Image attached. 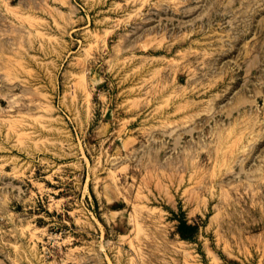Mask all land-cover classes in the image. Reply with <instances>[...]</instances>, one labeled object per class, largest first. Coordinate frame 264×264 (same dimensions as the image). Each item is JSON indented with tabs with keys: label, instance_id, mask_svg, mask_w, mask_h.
<instances>
[{
	"label": "rangeland",
	"instance_id": "374dc122",
	"mask_svg": "<svg viewBox=\"0 0 264 264\" xmlns=\"http://www.w3.org/2000/svg\"><path fill=\"white\" fill-rule=\"evenodd\" d=\"M0 264H264V0H0Z\"/></svg>",
	"mask_w": 264,
	"mask_h": 264
},
{
	"label": "trees",
	"instance_id": "16d2710c",
	"mask_svg": "<svg viewBox=\"0 0 264 264\" xmlns=\"http://www.w3.org/2000/svg\"><path fill=\"white\" fill-rule=\"evenodd\" d=\"M179 231L185 238H190L195 232V226L192 225H187L185 221L181 222L180 225L178 226Z\"/></svg>",
	"mask_w": 264,
	"mask_h": 264
}]
</instances>
